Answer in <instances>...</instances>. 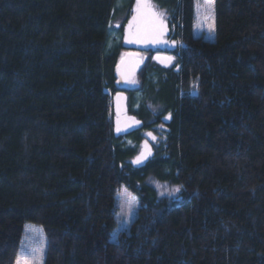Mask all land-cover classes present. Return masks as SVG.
<instances>
[{
  "label": "trees",
  "instance_id": "trees-1",
  "mask_svg": "<svg viewBox=\"0 0 264 264\" xmlns=\"http://www.w3.org/2000/svg\"><path fill=\"white\" fill-rule=\"evenodd\" d=\"M116 2L0 0V264H264V0H213L212 42L194 36L195 0H153L178 71L148 60L133 89L121 46L107 51ZM105 89L163 111L144 102L142 128L115 138ZM146 132L159 142L134 168L118 143ZM150 175L178 194L157 197ZM122 186L139 208L113 242Z\"/></svg>",
  "mask_w": 264,
  "mask_h": 264
},
{
  "label": "rangeland",
  "instance_id": "rangeland-1",
  "mask_svg": "<svg viewBox=\"0 0 264 264\" xmlns=\"http://www.w3.org/2000/svg\"><path fill=\"white\" fill-rule=\"evenodd\" d=\"M165 1V0H164ZM195 21H194V36L196 38H203L207 41H214L215 39V16H214V2L213 0H195ZM157 4V3H156ZM211 5V12H209L207 5ZM130 0H117L116 6L113 12L112 21L109 27V37L107 41V51H113L120 46L121 37L116 32L115 25L121 24L124 17L129 12ZM160 8V7H158ZM165 15H169L165 10L160 8ZM123 53L121 52V56ZM158 73V72H157ZM156 74H150L148 81L154 85L158 78ZM138 74L135 78L129 82L128 89L138 87ZM148 95H151L149 92ZM147 93L144 91L137 92L131 99V107L134 112L139 111L140 106L144 102L150 103V108L157 113L163 111L159 104H153L150 100L146 99ZM165 117V116H164ZM124 149H129L135 154H139L141 151V144H138L133 137L123 138L119 143ZM156 145L154 142L151 145ZM158 145V144H157ZM154 156V155H153ZM137 157V156H136ZM144 186L152 189L155 195L161 197H175L178 194L177 188L168 185L165 182H160L151 175L146 178L143 183ZM117 216L116 227L111 235V241H116L119 232L126 231L130 228L131 223L137 216L139 208V202L137 198L125 187L122 186L117 193L116 197Z\"/></svg>",
  "mask_w": 264,
  "mask_h": 264
},
{
  "label": "water",
  "instance_id": "water-1",
  "mask_svg": "<svg viewBox=\"0 0 264 264\" xmlns=\"http://www.w3.org/2000/svg\"><path fill=\"white\" fill-rule=\"evenodd\" d=\"M151 5L152 11L158 14V19L162 20L164 27V34L160 38V42H148L147 40H138L134 43L127 42L130 37L129 32V22L132 21L134 15H136V5L137 0L133 1V6L131 9V17L128 20L126 26L124 27L123 38L121 46L123 50L133 51V52H148L154 50H173L176 47V42L170 43L169 45L167 38L169 36V26L167 21L164 20L163 15L160 14L151 0H147ZM147 21L142 24V27L147 26ZM145 59H140L136 53H125L123 54L117 64L116 72L118 77V85L120 88H127L129 82L132 81L139 70L142 67ZM152 63L157 65L162 69H168L173 63V58L165 54H155L152 59ZM104 93L112 98L113 106V134L115 138H120L128 136L138 130L143 126V122L137 119L134 115L129 113L128 109V96L124 92H117L112 95L108 89L104 90ZM119 121L120 130L117 131ZM150 134L146 136V140L142 142L141 152L132 161V166L134 168L143 167L152 157L153 150L147 141L150 138ZM139 160V162H137Z\"/></svg>",
  "mask_w": 264,
  "mask_h": 264
},
{
  "label": "flooded vegetation",
  "instance_id": "flooded-vegetation-1",
  "mask_svg": "<svg viewBox=\"0 0 264 264\" xmlns=\"http://www.w3.org/2000/svg\"><path fill=\"white\" fill-rule=\"evenodd\" d=\"M153 2V0H151ZM154 4V7L156 8V10L163 15V18L165 21H167L168 23V26H169V36L167 38V41L169 43V45H171L170 43H173V42H176V47L173 49V50H167V49H164V50H154V51H148V52H133V51H126V50H123L122 49V46H121V43H120V46H121V52L123 54L125 53H128V52H131V53H136L138 55V57L140 59H145V61L143 62V64L146 62V61H151L152 57L155 55V54H165V55H169L173 58V63L172 65L170 66V68L168 69H162L160 67H158L156 65V67H158L159 70L161 71H170V70H173L174 72H177L178 71V62H179V50H180V47H181V44L179 42V38H178V32H177V29L175 27V25L173 24V19L171 16L169 15H165V13L160 10V8H158V6L153 2ZM133 6V5H132ZM132 9V7H131ZM131 9L129 10L128 14L126 15V17H124V19L122 20V23L121 24H118V25H115V29H116V32L120 35L121 37V42H122V38H123V33H124V27L126 26L128 20L130 19L131 17ZM142 64V65H143ZM154 64V63H153ZM129 109V108H128ZM130 114L134 115L133 114V110H129ZM137 119L138 117L136 115H134ZM172 121V116L170 114H166L165 117L163 118V123L160 124L161 128H165V125L167 124H170ZM133 134V133H132ZM130 134V135H132ZM150 134V138L147 140L151 146V143L154 142L155 144L159 142V139L157 136H152L151 132H146V136ZM151 139V140H150ZM146 140V137L145 139ZM143 140V141H144ZM142 147V145H141ZM152 148V147H151ZM153 150V149H152ZM141 152V151H140ZM154 155V153H153ZM138 156V155H137Z\"/></svg>",
  "mask_w": 264,
  "mask_h": 264
},
{
  "label": "snow or ice",
  "instance_id": "snow-or-ice-1",
  "mask_svg": "<svg viewBox=\"0 0 264 264\" xmlns=\"http://www.w3.org/2000/svg\"><path fill=\"white\" fill-rule=\"evenodd\" d=\"M207 8L211 12V5ZM136 15L129 22L130 37L127 42L134 43L138 40H147L148 42H160V38L164 34L162 20L158 19V14L152 11L151 5L147 0H137ZM147 21V26L142 27V24ZM119 121L117 131H119ZM139 162V160L137 161ZM179 191V189H177ZM17 264H20V257L17 258Z\"/></svg>",
  "mask_w": 264,
  "mask_h": 264
},
{
  "label": "bare ground",
  "instance_id": "bare-ground-1",
  "mask_svg": "<svg viewBox=\"0 0 264 264\" xmlns=\"http://www.w3.org/2000/svg\"><path fill=\"white\" fill-rule=\"evenodd\" d=\"M130 113V112H129ZM151 140V139H150Z\"/></svg>",
  "mask_w": 264,
  "mask_h": 264
}]
</instances>
